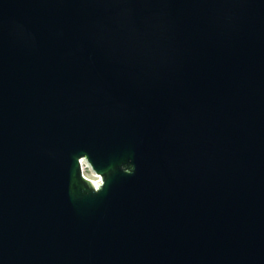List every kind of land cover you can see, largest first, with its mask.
Wrapping results in <instances>:
<instances>
[{
  "label": "water",
  "instance_id": "1",
  "mask_svg": "<svg viewBox=\"0 0 264 264\" xmlns=\"http://www.w3.org/2000/svg\"><path fill=\"white\" fill-rule=\"evenodd\" d=\"M0 264H264V0H0Z\"/></svg>",
  "mask_w": 264,
  "mask_h": 264
},
{
  "label": "clouds",
  "instance_id": "2",
  "mask_svg": "<svg viewBox=\"0 0 264 264\" xmlns=\"http://www.w3.org/2000/svg\"><path fill=\"white\" fill-rule=\"evenodd\" d=\"M80 157V156H79ZM78 157V158H79ZM117 170L122 172L125 175H134L136 172V164L132 158H127L121 160L118 166L114 165L105 173L107 175V181L105 182L102 177H99L95 183L92 185L91 192L95 194L101 193L108 184V179L111 177L113 173Z\"/></svg>",
  "mask_w": 264,
  "mask_h": 264
},
{
  "label": "built area",
  "instance_id": "3",
  "mask_svg": "<svg viewBox=\"0 0 264 264\" xmlns=\"http://www.w3.org/2000/svg\"><path fill=\"white\" fill-rule=\"evenodd\" d=\"M84 165V164H83ZM84 168V167H83ZM83 173H84V175L86 176V177H88V178H91L92 177V179H93V181H96L100 176L99 175H97L96 173L94 174L93 173V176H90V175H88L86 172H85V168L83 169Z\"/></svg>",
  "mask_w": 264,
  "mask_h": 264
},
{
  "label": "rangeland",
  "instance_id": "4",
  "mask_svg": "<svg viewBox=\"0 0 264 264\" xmlns=\"http://www.w3.org/2000/svg\"><path fill=\"white\" fill-rule=\"evenodd\" d=\"M85 172H86L88 175H90V176L93 175V171L90 169V167H89V165H87V163H86V165H85ZM90 173H91V174H90Z\"/></svg>",
  "mask_w": 264,
  "mask_h": 264
},
{
  "label": "bare ground",
  "instance_id": "5",
  "mask_svg": "<svg viewBox=\"0 0 264 264\" xmlns=\"http://www.w3.org/2000/svg\"><path fill=\"white\" fill-rule=\"evenodd\" d=\"M83 164H84L83 167L85 168L86 162L84 161ZM93 173H94V172H93ZM90 174H91V173H90ZM94 174H95V173H94ZM92 176H93V175H92ZM93 179H94V178H93ZM93 179H92V177L90 178V180H93Z\"/></svg>",
  "mask_w": 264,
  "mask_h": 264
}]
</instances>
